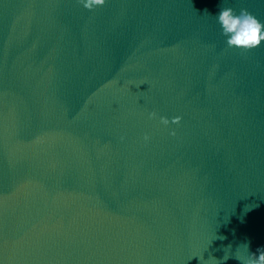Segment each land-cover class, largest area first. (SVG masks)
Returning <instances> with one entry per match:
<instances>
[{"label": "water", "instance_id": "1", "mask_svg": "<svg viewBox=\"0 0 264 264\" xmlns=\"http://www.w3.org/2000/svg\"><path fill=\"white\" fill-rule=\"evenodd\" d=\"M220 6L264 23V0H0V264L264 247V41L227 47Z\"/></svg>", "mask_w": 264, "mask_h": 264}, {"label": "clouds", "instance_id": "2", "mask_svg": "<svg viewBox=\"0 0 264 264\" xmlns=\"http://www.w3.org/2000/svg\"><path fill=\"white\" fill-rule=\"evenodd\" d=\"M82 6L87 10H93L96 7L103 6L105 0H80ZM217 23L221 28V35L224 36L226 46L229 48H237L250 50L256 48L264 41V23H261L247 9L241 8L237 13L232 7L220 6V11L216 15ZM149 118H156V113H149ZM162 125L167 126L170 121L163 116L159 117ZM180 117H174L171 123L178 124ZM174 135L175 133H171ZM147 139V137H145ZM224 239V237H220ZM243 247L247 255L236 254L235 258L241 264H264V247L258 248L256 253L249 252L248 243H243L238 248ZM229 247H231L229 245ZM224 260L229 256L224 255Z\"/></svg>", "mask_w": 264, "mask_h": 264}]
</instances>
